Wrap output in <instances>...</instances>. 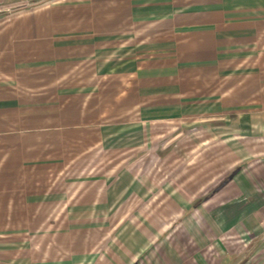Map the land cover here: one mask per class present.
<instances>
[{
	"label": "crops",
	"instance_id": "1",
	"mask_svg": "<svg viewBox=\"0 0 264 264\" xmlns=\"http://www.w3.org/2000/svg\"><path fill=\"white\" fill-rule=\"evenodd\" d=\"M262 240L264 0H0V264Z\"/></svg>",
	"mask_w": 264,
	"mask_h": 264
},
{
	"label": "rangeland",
	"instance_id": "2",
	"mask_svg": "<svg viewBox=\"0 0 264 264\" xmlns=\"http://www.w3.org/2000/svg\"><path fill=\"white\" fill-rule=\"evenodd\" d=\"M153 153H155V152L152 150V152H150L149 154H153ZM156 153H155V156H156ZM262 241H263L262 244H259V247L261 246L262 249L259 252V254L257 255V257H255L254 259L252 258V259H249L247 261H243V262H245L246 264H264V240H262ZM257 258H259V259H257Z\"/></svg>",
	"mask_w": 264,
	"mask_h": 264
}]
</instances>
